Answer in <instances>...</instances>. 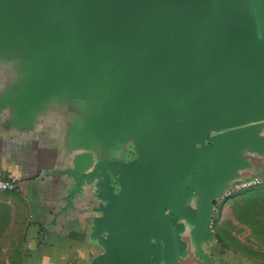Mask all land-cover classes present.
Returning a JSON list of instances; mask_svg holds the SVG:
<instances>
[{
    "label": "crops",
    "instance_id": "obj_1",
    "mask_svg": "<svg viewBox=\"0 0 264 264\" xmlns=\"http://www.w3.org/2000/svg\"><path fill=\"white\" fill-rule=\"evenodd\" d=\"M63 18L0 16V179L13 182L10 194L24 205L21 264H99L114 235L99 193L121 179L118 169L137 161L143 131L163 125V108L150 81L143 107L112 116L124 93L115 74L124 66L127 20L115 22L98 41L89 23L71 39L70 56L48 85ZM258 79V96L247 102L241 123L225 128L227 99L238 89L240 74L215 78L224 88L225 109L212 122L213 139L203 143L208 153L191 176L183 205L193 213L208 208L210 222L233 184L264 177L261 72ZM174 222L179 232L176 264H259L227 249L208 234L207 225L200 231L198 218L179 215ZM152 245H159L160 253L167 250L164 236L149 237ZM152 258L165 264L157 254Z\"/></svg>",
    "mask_w": 264,
    "mask_h": 264
},
{
    "label": "water",
    "instance_id": "obj_2",
    "mask_svg": "<svg viewBox=\"0 0 264 264\" xmlns=\"http://www.w3.org/2000/svg\"><path fill=\"white\" fill-rule=\"evenodd\" d=\"M38 13L64 17L55 34L48 85L69 58L71 39L89 23L98 41L115 22L127 20L124 66L115 74L124 93L112 116L143 107L150 81L163 108V125L143 131L137 161L118 169L121 179L99 193L114 230L107 240L109 253L99 264H155V254L165 264H176L174 220L198 218L200 231L210 225L208 208L193 213L183 205L191 176L208 153L203 143L213 139L212 122L228 100L223 127L238 126L247 102L258 96L259 72L264 75V0H0V16L8 20ZM235 73L239 86L226 100L215 78ZM151 236H164L167 250L148 246Z\"/></svg>",
    "mask_w": 264,
    "mask_h": 264
},
{
    "label": "rangeland",
    "instance_id": "obj_3",
    "mask_svg": "<svg viewBox=\"0 0 264 264\" xmlns=\"http://www.w3.org/2000/svg\"><path fill=\"white\" fill-rule=\"evenodd\" d=\"M24 205L10 192L0 193V264H21ZM209 234L227 249L264 264V183L220 200Z\"/></svg>",
    "mask_w": 264,
    "mask_h": 264
},
{
    "label": "built area",
    "instance_id": "obj_4",
    "mask_svg": "<svg viewBox=\"0 0 264 264\" xmlns=\"http://www.w3.org/2000/svg\"><path fill=\"white\" fill-rule=\"evenodd\" d=\"M264 183V177L262 178H253V179H250V180H244V181H239L235 184H233L231 186L230 189H228L223 198L224 197H227L229 195H233L235 193H238L242 190H245L247 188H250L252 186H255V185H259V184H262ZM15 190V185L13 184V182L9 181V180H6V179H0V193L1 192H11V191H14ZM216 210L217 208H215L213 210V214H212V219L216 213Z\"/></svg>",
    "mask_w": 264,
    "mask_h": 264
}]
</instances>
